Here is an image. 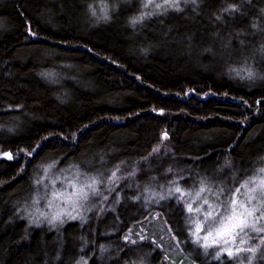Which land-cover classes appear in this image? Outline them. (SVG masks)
Segmentation results:
<instances>
[{
  "label": "trees",
  "instance_id": "trees-1",
  "mask_svg": "<svg viewBox=\"0 0 264 264\" xmlns=\"http://www.w3.org/2000/svg\"><path fill=\"white\" fill-rule=\"evenodd\" d=\"M180 7L133 26L153 11L142 0H0V264H236L192 249L174 198L149 236L124 239L154 221L144 189L180 176L186 189L202 177L230 188L264 166V0ZM120 161L136 174L113 210L59 227L39 216L38 180Z\"/></svg>",
  "mask_w": 264,
  "mask_h": 264
},
{
  "label": "snow or ice",
  "instance_id": "snow-or-ice-1",
  "mask_svg": "<svg viewBox=\"0 0 264 264\" xmlns=\"http://www.w3.org/2000/svg\"><path fill=\"white\" fill-rule=\"evenodd\" d=\"M180 2L181 0H161V2L156 3L155 0H142L143 7L146 9L152 8L153 11L142 12L139 16L131 18L130 23L135 26L138 23H143L145 17L163 15L169 10L180 12L183 10L180 7ZM188 2L189 0H184L185 4ZM190 2L195 5L197 0H190ZM161 9L163 11H157ZM237 10L235 5H229L223 9L224 12L228 13ZM92 14L95 15V11ZM102 18L104 20L109 19L106 11ZM217 19L219 20L221 17L217 16ZM253 26L257 27V25ZM240 43L243 45L244 42L241 41ZM258 51L264 55V44L261 45ZM244 70L247 75L243 78L250 80L255 78V74L250 68ZM260 78L264 79V76ZM160 114L163 115L162 110ZM163 139H168L167 132L163 133ZM159 151L160 147L157 145L143 159L148 160L153 153ZM31 154L27 153V155ZM4 156L8 159L13 158L12 154L7 151L4 152ZM101 162H104L103 158H101ZM57 163L58 161H54L48 165L45 172L51 171ZM126 163V161H120V163L112 165L108 169L107 175L100 171L81 170L78 164H73L66 170L70 175H65L63 180H58L55 177L49 179L45 176L44 179L49 180L47 186H44L43 180H38L37 186L38 188L43 187L46 206L50 209L53 207L58 209L53 214L40 212L39 216L51 225L63 224L65 218L83 221L85 219L83 211L89 210L90 200L99 198L101 203L108 200L109 195L119 187L120 180L135 176L136 171L134 168L127 171L126 175L122 172V165ZM60 171L63 173L65 170L61 169ZM167 171L172 172L173 170L169 168ZM182 179L185 178L183 176L174 177L166 189V193L159 195V200L174 198L175 202L181 205V212L185 214L187 228L190 229L191 224L195 223V229L190 231V235L196 237L192 242L204 249L216 248L217 251L212 254L213 259L219 260L225 254L231 259L234 255L238 256L240 252H249L253 254L248 257L249 262H251L255 258L259 246L264 244V236L260 235L264 233V224L261 223L264 221V166L256 169L255 173L244 180L243 183L230 188L213 185L202 177L186 189L179 183ZM57 184L60 185L59 188H57ZM116 195V202L118 203L120 194L117 192ZM186 196L188 199H185ZM136 199L139 200L140 197L138 196ZM153 199H156V197L154 196ZM159 200H157V203ZM39 202V199L33 201L34 204ZM99 210L103 211V209ZM157 215L159 214L157 213ZM155 218L153 217V219ZM33 219L39 227V220ZM168 231L171 232L172 229L169 228ZM141 232L142 229L138 230L136 235L140 239H144L145 237L141 235ZM250 232L257 234L259 243L244 248L242 245L248 243L246 237L250 235ZM200 233H203V235H200ZM237 238H239V244L235 245L234 253L233 248L228 245L234 244ZM124 239L125 241L130 240L132 244L137 243L135 239H132L131 229H129ZM171 239L176 240V236L172 235ZM210 240L211 243H209ZM153 243L155 244L156 241H153ZM157 247H160V245L157 244ZM261 259H264V254H262ZM78 264H81V262H78ZM82 264H87V262L83 261ZM238 264H242V260H238Z\"/></svg>",
  "mask_w": 264,
  "mask_h": 264
},
{
  "label": "rangeland",
  "instance_id": "rangeland-1",
  "mask_svg": "<svg viewBox=\"0 0 264 264\" xmlns=\"http://www.w3.org/2000/svg\"><path fill=\"white\" fill-rule=\"evenodd\" d=\"M155 2L159 3V2H161V0H155ZM226 188H229V187H226ZM117 192L119 193L118 188H116V190L109 195V199L108 200L103 201L102 203L99 202V198H94L93 200H90L89 201V210L83 211V215L85 217V219L83 221L80 220V219L70 220V219L65 218V222L64 223L69 222V221H78V222L85 223L87 221V218L93 213L95 214L96 218H100L104 213L113 210L114 205H115L114 202L117 201V195H116ZM144 193H147V196H148V197L146 196V199H144V202H146V203H144V205L148 204L149 206H152L154 209L156 208L157 210L155 209V213L156 212L158 213L161 209L167 207L168 205H171V203H167L165 200H159V195L160 194H165L166 193V189H162V188L161 189L146 188V189H144ZM154 196L156 197V199H153ZM185 199H188V197L186 196ZM157 200H159L158 203H157ZM57 203H59V202H57ZM180 206L181 205H178L176 202H173V205H172L173 211H175L178 214L177 210L181 211V207ZM194 207H195V205H194ZM99 209H103V211H100ZM57 210L58 209L55 208V207H53L51 209L49 208V214H53ZM157 213L153 216V217H156L155 219H152V221L154 220L153 222H151L149 224H145L144 226H142L144 224L143 223V224H141L138 227V230L142 229L141 235H143L144 237L145 236H149L148 235L149 232H148L147 228L151 227L150 225L152 223H156L157 222V220H158L157 218L159 217V215H157ZM261 223L264 224V221H262ZM61 225L62 224L57 223L54 226H58L59 227ZM194 229H195V223H192L191 226H190V229H188V233H190V231L194 230ZM136 232L137 231H133L132 233H136ZM200 235H203V233H200ZM260 235L264 236V233H262ZM150 239H153V238H150ZM193 239H196V237H192L190 235L189 245L192 244L191 245L192 249L194 248V250L195 249L199 250L201 255H205L209 251H211L212 253L217 251V249L214 248V247H209L208 249L201 248L197 244L192 242ZM246 239L248 240V243L242 245L244 248H247V247H249L251 245H256V244L259 243V238H258L257 234L254 233V232H250V235L248 237H246ZM209 243H211V240L209 241ZM236 244H239V238H237V240H236V242L234 244H229L228 245V246H231L233 248V252L234 253H235V245ZM262 254H264V244H261L259 246V249L255 253V258L252 259L251 262H249L248 257L252 256L253 254L249 253V252H240L238 256L234 255V257L231 258V260L236 261V264H238V260H242V264H264V259H261ZM222 256H226L227 257L226 254L222 255ZM177 264H181V262H178Z\"/></svg>",
  "mask_w": 264,
  "mask_h": 264
}]
</instances>
